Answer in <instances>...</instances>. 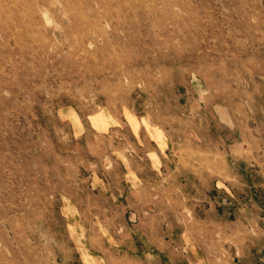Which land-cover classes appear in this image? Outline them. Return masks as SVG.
<instances>
[{
    "label": "rangeland",
    "instance_id": "rangeland-1",
    "mask_svg": "<svg viewBox=\"0 0 264 264\" xmlns=\"http://www.w3.org/2000/svg\"><path fill=\"white\" fill-rule=\"evenodd\" d=\"M0 264H264V0H0Z\"/></svg>",
    "mask_w": 264,
    "mask_h": 264
},
{
    "label": "crops",
    "instance_id": "crops-1",
    "mask_svg": "<svg viewBox=\"0 0 264 264\" xmlns=\"http://www.w3.org/2000/svg\"><path fill=\"white\" fill-rule=\"evenodd\" d=\"M103 111L104 109H101L95 115L91 116V120L95 124L94 125L92 122H90L91 126L89 128L91 130L97 131L99 133H103L104 132L103 127L106 126V122H107L106 128H111V126H116L117 124L127 125V127L130 130V133L133 135L135 134L139 135L141 130L146 129L145 126L141 128L142 125L140 124V120L138 119V117H135V115L132 114L130 111L127 113L122 112L117 115L114 114L112 111L111 112L109 111L103 112ZM65 115L70 118L68 114ZM146 131L148 135V143L151 144V148H153V150L163 151L164 148L166 147V141L164 138H162V131L158 128L155 129L149 128Z\"/></svg>",
    "mask_w": 264,
    "mask_h": 264
}]
</instances>
